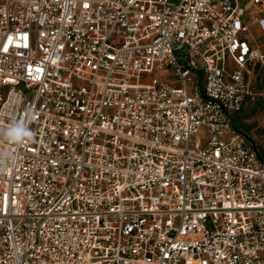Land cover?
<instances>
[{"label":"built area","instance_id":"built-area-1","mask_svg":"<svg viewBox=\"0 0 264 264\" xmlns=\"http://www.w3.org/2000/svg\"><path fill=\"white\" fill-rule=\"evenodd\" d=\"M255 69L264 0H0V264H264Z\"/></svg>","mask_w":264,"mask_h":264},{"label":"rangeland","instance_id":"rangeland-1","mask_svg":"<svg viewBox=\"0 0 264 264\" xmlns=\"http://www.w3.org/2000/svg\"><path fill=\"white\" fill-rule=\"evenodd\" d=\"M246 80L249 91L256 96H253V100L249 98L245 102L242 110L235 114V121L238 122L240 132L254 143L264 159V71H249ZM254 105L256 110L252 112L251 107Z\"/></svg>","mask_w":264,"mask_h":264},{"label":"clouds","instance_id":"clouds-1","mask_svg":"<svg viewBox=\"0 0 264 264\" xmlns=\"http://www.w3.org/2000/svg\"><path fill=\"white\" fill-rule=\"evenodd\" d=\"M2 135L9 143L20 144L31 139L33 133L24 120H17L9 124V126L3 131ZM8 163L9 160H5V163L0 164V169L6 167Z\"/></svg>","mask_w":264,"mask_h":264},{"label":"trees","instance_id":"trees-1","mask_svg":"<svg viewBox=\"0 0 264 264\" xmlns=\"http://www.w3.org/2000/svg\"><path fill=\"white\" fill-rule=\"evenodd\" d=\"M258 100H261V99H258ZM258 102H259V101H258ZM262 102H263V101H262ZM255 110H256V107H255V105H254V107H253V106L251 107V111H252V112H255ZM238 113H239V112H238ZM238 113H237V114H238ZM237 114H236V115H237ZM236 115H234V118H233V127L235 128L236 131H238L239 133H241L240 130H239V128H238V126H237V123H238V122L235 121V116H236ZM241 134H242V133H241ZM259 155H260V154H259ZM260 158H262V157L260 156ZM262 160H264V159L262 158Z\"/></svg>","mask_w":264,"mask_h":264},{"label":"crops","instance_id":"crops-1","mask_svg":"<svg viewBox=\"0 0 264 264\" xmlns=\"http://www.w3.org/2000/svg\"><path fill=\"white\" fill-rule=\"evenodd\" d=\"M257 70V72H259V71H264V70H261V69H256Z\"/></svg>","mask_w":264,"mask_h":264}]
</instances>
